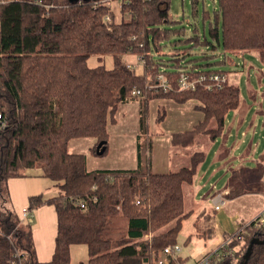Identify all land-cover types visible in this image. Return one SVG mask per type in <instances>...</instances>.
I'll use <instances>...</instances> for the list:
<instances>
[{
  "label": "trees",
  "instance_id": "obj_1",
  "mask_svg": "<svg viewBox=\"0 0 264 264\" xmlns=\"http://www.w3.org/2000/svg\"><path fill=\"white\" fill-rule=\"evenodd\" d=\"M213 1L212 11L201 12L207 34L193 30L185 36L184 27H169L178 22L170 19L171 0H121L117 10L103 0H0V264H69L73 244L86 246L88 258L81 264H157L162 249L177 244L182 222L192 213L185 211L183 188L194 184L206 157L205 151L191 148L202 138L213 141L222 135L226 115L239 107L241 95L229 78L219 87L180 89L181 72L193 78L228 71L196 62L213 52L186 58V52L178 55L173 50L179 48L171 46L219 48L218 65L232 61L230 54L253 50L264 62V0ZM198 2L190 0L193 17ZM172 34L183 37L167 46ZM126 54L140 56L139 72L137 62L132 66L123 59ZM92 55L112 56V67L90 66ZM159 74L167 79V90L150 86ZM154 98L193 99L203 114L191 129L171 136L175 153L186 154L185 164L156 173L140 156L139 141L134 169L88 170L85 154L69 151L71 139L94 137L99 154H105L107 122L114 120L119 103L130 100L139 105L138 139H149V101ZM164 114L160 107L156 123ZM257 158L264 162V149ZM36 167L53 181L56 194L29 195L27 215L20 218L9 204L7 180ZM44 204L55 208L56 235L51 259L39 261L31 219ZM223 236L222 242L231 237L229 242L205 252L197 263L217 249L208 264H239L250 239L264 238V224L252 219ZM169 264L182 260L170 257ZM245 264H264V243L252 246Z\"/></svg>",
  "mask_w": 264,
  "mask_h": 264
},
{
  "label": "crops",
  "instance_id": "obj_2",
  "mask_svg": "<svg viewBox=\"0 0 264 264\" xmlns=\"http://www.w3.org/2000/svg\"><path fill=\"white\" fill-rule=\"evenodd\" d=\"M196 105L197 102L193 99L183 103L176 102L170 98L151 99L149 101L148 117L149 134H151V137L149 139H138V102L131 100L121 102L117 105L113 115L114 120L108 121L106 125L108 140L105 154H99L101 148L100 145L95 147L97 142L94 137L73 138L69 141L68 149L73 153L85 154L88 170L134 169L139 163L137 148L139 141L141 145L140 156L144 154L143 157L149 161L152 171L156 173L167 172L174 166L173 155L175 154V150H173L171 146L172 134L191 129L203 117L202 112ZM160 107L164 108L165 114L163 119L159 123H156V115ZM159 124L160 128L158 126ZM263 140L264 110L262 108V103L259 101L256 102L255 98L253 102L244 98L243 101L240 100L238 108L227 113L225 128L222 135L211 142H215L217 146H221L225 149L222 154L223 156L219 157L220 160L227 157L232 158V160L228 162L230 169H227L231 171V178H235L236 176L243 178L239 175L241 172H246L244 168L245 165H242L244 163L243 154L245 152H252V154H255ZM94 147L96 153L91 151ZM216 147L214 146V151ZM258 154L256 157L252 155L254 160L252 167L258 173L259 185L253 186L250 188V191L244 189L242 184L229 185L221 189L227 191L225 195L226 200H233L246 195L251 196L252 199L247 201V205L249 207L259 205L257 215L261 213L264 214V173L261 172V166L264 168V162L258 161ZM43 177L44 176H42L39 171L20 177H11L7 180L9 204L19 217H21L22 209L28 206L29 195L42 193L44 196H52L56 194L53 181L50 180L52 182L50 186L46 188L42 183ZM45 178L49 179L47 177ZM235 186H241L238 189V193L229 196V191ZM47 191H50V193H47ZM56 220L57 217L53 205L44 204L32 212V237L35 253L39 261H48L51 259L55 246ZM223 238L224 236L220 234L215 243L203 249L198 259L205 252L217 248ZM178 257L182 260V264H185L183 255L178 254Z\"/></svg>",
  "mask_w": 264,
  "mask_h": 264
},
{
  "label": "rangeland",
  "instance_id": "obj_3",
  "mask_svg": "<svg viewBox=\"0 0 264 264\" xmlns=\"http://www.w3.org/2000/svg\"><path fill=\"white\" fill-rule=\"evenodd\" d=\"M204 6L199 0L197 3L198 14L194 17L191 15L190 0H171L169 15L170 19L178 20V22L169 25L170 28L184 27L185 36H191L194 33L207 34L208 21L201 20V12L203 8L213 10L217 6V1L204 0ZM114 9H119V3L117 0H113ZM196 28V29H195ZM183 37V35L172 34L170 39L165 42L169 46V41ZM165 45V46H166ZM188 43L177 44L175 46L178 50H173L174 53L181 55L182 52H186V58H200L201 54L215 53L214 56L208 58H200L196 60L199 64H205L210 62V65H201L204 68H219L228 71L230 80L240 88V98L243 101L244 98L253 102L259 101L262 103L264 110V62H262L256 55V50L247 51L243 54L229 55L233 60L224 64L214 63L216 60L221 59L220 54H217L218 50H210L203 47L187 48ZM168 47H164V51ZM123 59L125 61H131L130 63H136L135 70L139 72L141 70L142 62L137 59L135 54H126ZM104 63L108 68L113 65V58L110 55H105L103 58L97 55H92L88 58V64L90 66ZM160 128V124L158 125ZM214 146L217 143L211 142L208 139L202 138L201 142L194 145L191 150H203L206 152V158L201 163L198 169L197 177H195L193 185H185L184 189V208L185 211L192 210L189 217L183 220L181 229L177 235V244L180 246L179 255H183L185 264H197V259L201 255L203 249L210 247L217 241L220 234L226 235L230 232L236 231L243 222H250L256 217L259 211V205L249 207L247 201L252 199L251 196H242L237 199H227L226 203L221 206L220 209L215 210L213 204L210 201V196L222 188L229 185H243L244 189L250 191L253 186L259 185L258 173L254 170L252 155H256L262 151L264 147V140L262 144L257 148V152L243 154L245 171L239 175L243 178L236 176L231 178V171L228 166V162L232 158L219 159L223 156L225 149L221 146H217L214 151ZM180 154V155H178ZM186 154L175 153L173 155L174 166L172 169L177 168L179 163L185 164L187 162ZM214 167V169H213ZM38 167L27 170L26 174L39 172ZM52 181L50 179L42 178L43 186L48 188ZM214 185V187H213ZM50 193V191H47ZM56 193V192H55ZM171 226L167 224L166 227ZM220 232V234H219ZM182 251V252H181ZM71 260L69 264H81L88 258L86 246L83 244H73L70 247ZM178 257V256H177Z\"/></svg>",
  "mask_w": 264,
  "mask_h": 264
},
{
  "label": "built area",
  "instance_id": "obj_4",
  "mask_svg": "<svg viewBox=\"0 0 264 264\" xmlns=\"http://www.w3.org/2000/svg\"><path fill=\"white\" fill-rule=\"evenodd\" d=\"M106 2H109L110 4L113 2V0H103ZM118 3H121V0H117ZM138 59H141L140 56ZM136 63H132V66H135ZM229 78V73L225 71H213L209 73H199L197 76L190 78V76L184 72H181L178 76V84L180 89H186L190 88L193 89L197 84L202 85L208 89L213 88V87H219L222 83H224L227 79ZM150 86H156L160 87L163 90H167L169 87L167 79L162 75L159 74L157 76V83L155 85H150ZM137 93L138 90H133L132 93ZM214 187V186H213ZM226 192L224 190H218L214 192L210 196V201L213 204L214 209H219L226 200ZM22 214L20 218H23L27 215V209L23 208L22 209ZM254 219H258V223L264 224V214H259L257 215ZM231 237H228L226 240L221 242L219 246L217 247L218 249L221 248L222 246L226 245ZM180 246L178 244H172V245H167L165 246L161 253L160 256L157 258V264H169V258H176L180 252ZM231 252V251H230ZM217 249L215 250V253L213 254H208L202 257V259L197 263V264H208L211 262L213 255H217Z\"/></svg>",
  "mask_w": 264,
  "mask_h": 264
},
{
  "label": "water",
  "instance_id": "obj_5",
  "mask_svg": "<svg viewBox=\"0 0 264 264\" xmlns=\"http://www.w3.org/2000/svg\"><path fill=\"white\" fill-rule=\"evenodd\" d=\"M257 243H264V238H259V237H252L249 241V244L247 246V249L245 253L242 256V260L240 261L239 264H245L250 256L252 246Z\"/></svg>",
  "mask_w": 264,
  "mask_h": 264
}]
</instances>
